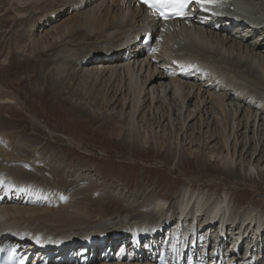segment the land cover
I'll list each match as a JSON object with an SVG mask.
<instances>
[{
	"label": "bare ground",
	"instance_id": "1",
	"mask_svg": "<svg viewBox=\"0 0 264 264\" xmlns=\"http://www.w3.org/2000/svg\"><path fill=\"white\" fill-rule=\"evenodd\" d=\"M235 3L233 15L203 7L185 21L157 25L153 13L134 0H0V42L9 37L8 46L0 43V75L26 71L32 63L36 74L37 60L43 58L39 71L45 74L44 87L35 95L60 115L84 116L92 109L116 107L117 121L132 131L151 117L153 125L167 122L176 142L183 131L191 139L198 129L201 152L218 138L213 132L218 126L219 152L208 153L205 160L219 165L217 174L225 177V185L242 164L245 179L252 181L258 172L254 163L264 164V0ZM147 29L154 33L151 49L140 43ZM0 106L20 115L24 105L0 87ZM193 122L195 128L189 126ZM126 138V149L136 151L132 159L154 153L149 133ZM21 142L19 136L0 132V240L18 247L27 257L22 264H193L192 259L194 264H264V212L247 208L237 216L228 193L214 197L161 173L157 179L136 175L138 204L131 202L134 191L112 200L126 202L119 207L127 215L101 218L93 208L102 197L93 199L89 178L77 180L87 178L90 166H76L75 178L65 179L59 176L61 160ZM197 154L188 149L189 164ZM158 159L165 168L180 170L172 160ZM167 184L172 188L165 196ZM179 185L176 198L173 190ZM142 228L150 231L147 237L137 234ZM99 231L112 238L84 239ZM228 232L233 238L225 249ZM24 233L29 243L21 242ZM37 240L45 245L33 250Z\"/></svg>",
	"mask_w": 264,
	"mask_h": 264
},
{
	"label": "rangeland",
	"instance_id": "2",
	"mask_svg": "<svg viewBox=\"0 0 264 264\" xmlns=\"http://www.w3.org/2000/svg\"><path fill=\"white\" fill-rule=\"evenodd\" d=\"M8 42L9 37L1 41L0 43L5 47L8 46ZM140 43H142V41ZM42 60L43 58L37 60L38 69L36 71V74L34 73L36 64L32 63V67L29 65L26 71L19 70L18 72H13L12 75H7L6 71L2 72V74L0 75V87H2L6 91H9L10 93H13L16 96L18 102L24 105L20 108V115L17 114L14 109L8 110L0 106V132L3 134H14L16 136H19V138L25 142H21V144L24 145L23 147L31 148L37 146L38 149H41L42 151L44 150L43 153L45 155L47 154L55 157V159L57 160H61L63 164L61 166V175L59 174V176L61 177L62 175H64L62 177L65 179H68L69 177L73 180V177L75 178L74 174L76 169H82L83 166H90L89 169L91 171L87 172V178L80 175L77 180H80V182L83 183V179L85 180L89 178L88 184L89 182L92 183V186L90 188L93 189V199H99L100 197H102V199L97 202L95 204L96 206H94L93 208L94 216L96 215L97 217L101 218L102 216H105L104 218H112L114 216L127 215L129 212L123 211L119 207H125L126 202H122L120 203V205H117L115 203L112 204V200L120 199L121 197H124V195L128 196V194L133 193L134 191V196L137 194L136 191L138 190L139 185L134 184L136 183V175H141V178L151 175L154 179H157L160 175H158V173H161L166 177L172 178L182 183L184 182V184H191L196 188H204L206 193L209 192L208 194H213L214 197L224 196L222 195L224 192L228 193L227 197L230 200L232 199L231 205L233 204L232 207L233 209L235 208L234 210L232 209V212L236 213L237 216L239 215L240 211H243L247 208L257 211L256 213H258L259 211L264 212V164L262 165V167H259L257 163H254V165L258 168V172H254V174L252 175V181L245 179L247 175H245L243 164L241 165V168L238 166L236 170H233V175L231 177L232 181L229 182L232 185H225L223 183L225 177L219 176L217 174L219 165L217 166L214 163L210 164L205 160L206 156L208 157V153L219 152V148L221 146V142L219 139H222L220 136L222 128L218 126L217 128L213 127V132H215L216 130L218 140L216 139L217 141L215 140L211 145H209L208 149H206L207 147H204V151L201 152L202 143L198 140L202 141V138L198 134V129H195L194 133L190 130L187 131V135L189 136L193 133L191 139H187V136H182L184 132L183 131L180 134L179 139L177 140V142L181 144L177 146V137L174 134V131L171 132L170 129H168L169 126L167 125V122L163 124L162 127H160V125L158 126L157 124L153 125V117H151L148 118L149 122L140 123L138 129L132 131L129 125L124 124L123 121H121V123L117 121L116 117H118V112L120 111V109H117L116 107L111 108L110 111L92 109L90 113H88V111V114L84 116H82V114L80 113H75V115L72 117H68L67 115L62 116L60 115L56 107L50 106L48 104H43L35 95L37 93H41L44 87L43 83L41 82L45 74H41V72L39 71ZM32 74L34 77L32 76ZM96 94L97 92L94 93L95 97ZM98 97L100 98V96ZM24 108L25 111L23 110ZM11 121H13L14 123L11 124ZM195 124V122L189 123V126L192 127ZM175 125L177 126L176 130L180 128V126L177 125V122L175 123ZM1 126H5L7 128L4 127L1 129ZM195 127L196 125L194 126V128ZM4 131H7L8 133ZM144 133H149V135L152 136V143L150 142L152 145H150L153 148L154 153H148L149 151L147 152V154L144 153L137 155L135 153L137 155V159H132L131 154L133 155V153L136 151H133L132 147L126 149V136L132 134L133 136L139 135V137H142ZM34 140L36 141L35 143L33 142ZM192 140L194 142L190 143ZM115 141H117V144L115 143ZM155 141L159 144H154ZM120 142L122 144L118 145ZM163 142L166 143L164 144V149L159 150L158 147ZM217 143L219 144L217 145ZM195 144L199 145L200 148L196 149V147H194ZM175 145L177 147H175ZM248 146L249 145L247 144V147ZM253 148L254 147L252 145V149ZM188 149H191L193 153L199 152V155H195L197 158L194 156L191 157L193 160L191 164H189L186 160V157L188 156ZM121 150H127V152H130V154L123 155ZM168 154L172 155V158L169 157ZM257 155L258 153L256 154V156ZM215 156L216 155L214 154L212 159H214ZM239 157L240 156L236 154L235 160L237 164L241 162V157L240 159ZM247 157L248 154H246L245 159H247ZM255 157L251 162L254 161ZM150 158L152 159V162L145 163V161L149 160ZM158 158H166L170 161L172 160V167H178L180 170L172 171L173 168H165ZM258 159H260V157H258L257 160ZM262 162H264V158L263 160H261L260 164ZM124 164H130L132 166L136 165L140 169L135 172L133 169H129L131 167H121ZM82 174L84 175V173ZM249 178L250 177L248 176V179ZM140 181H142V179ZM235 184H237L238 186ZM87 187L88 186L85 185L84 188L87 190ZM84 188H82V191H79L78 194L83 193L85 191ZM168 188L172 187L167 184L165 190L163 191V195L167 196L169 194L167 190ZM180 188V185L178 187H174L173 192L175 197L178 196ZM128 191L129 193H127ZM237 191H241L243 195H233V193H237ZM103 194L105 195L104 197ZM175 197H173L171 200L175 201ZM136 198L137 196H135L134 199H131V202H135V204H138L139 200L141 199L137 198V200ZM258 200L261 202L260 204H256V201ZM119 201L121 202V200ZM237 210L239 211L237 212ZM173 221L170 223V225L174 223ZM112 227L115 226H111L110 228ZM165 228L167 229L168 227ZM9 233H12V231H8L7 234ZM171 233L172 232H168L166 234H169L168 238H170ZM137 234H144L143 237H147L150 234V231H145V229L142 228L141 231ZM228 234L230 238L228 240L229 242L224 247L225 249L228 248L233 238L232 233L228 232ZM87 238L93 242H98L97 239L102 240L112 237L109 236L108 232L99 231V233L93 232L92 234L84 237V239ZM168 238L166 240H168ZM189 238L190 236L187 237V239ZM29 239V236L24 233L23 240L21 242L27 243ZM33 245L34 250L35 248L43 247L45 243L39 242L37 240L34 241ZM242 252L243 249L238 252V256H240ZM191 261L193 264L195 263L193 259Z\"/></svg>",
	"mask_w": 264,
	"mask_h": 264
},
{
	"label": "snow or ice",
	"instance_id": "3",
	"mask_svg": "<svg viewBox=\"0 0 264 264\" xmlns=\"http://www.w3.org/2000/svg\"><path fill=\"white\" fill-rule=\"evenodd\" d=\"M143 2L147 3L149 8H158L163 7L165 4H173L179 9H183L188 3L193 2V0H143ZM194 2L199 3L201 7L206 5L216 6L219 4L220 0H194ZM175 14H179L176 12ZM164 18H167L166 16Z\"/></svg>",
	"mask_w": 264,
	"mask_h": 264
}]
</instances>
